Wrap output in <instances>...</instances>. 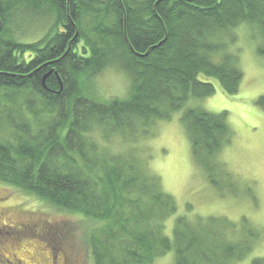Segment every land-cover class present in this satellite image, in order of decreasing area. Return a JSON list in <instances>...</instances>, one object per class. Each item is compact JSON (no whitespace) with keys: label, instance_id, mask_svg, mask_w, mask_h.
Wrapping results in <instances>:
<instances>
[{"label":"trees","instance_id":"1","mask_svg":"<svg viewBox=\"0 0 264 264\" xmlns=\"http://www.w3.org/2000/svg\"><path fill=\"white\" fill-rule=\"evenodd\" d=\"M243 24L259 31L264 55V0H0V182L103 221L90 237L95 264H150L170 252L174 264L244 259L257 236L246 220L183 217L167 238L173 196L138 152L113 153L95 137L136 140L185 108L191 153L219 188L230 179L217 159L232 137L228 114L185 106L215 95L213 80L239 92L229 45ZM109 68L127 74L126 98L96 93ZM239 226L245 243L229 233Z\"/></svg>","mask_w":264,"mask_h":264},{"label":"rangeland","instance_id":"2","mask_svg":"<svg viewBox=\"0 0 264 264\" xmlns=\"http://www.w3.org/2000/svg\"><path fill=\"white\" fill-rule=\"evenodd\" d=\"M233 35L236 40L229 45V52L237 56L244 74L239 92L227 95L213 80L215 95L189 99L185 106L228 114L232 137L217 159L230 179L219 178L220 189L191 153L188 133L181 122L185 108L169 121H157L151 133L136 140L121 136L104 140L100 132L95 137L100 147L113 153L130 148L138 152L147 173L156 176L163 191L173 196L177 211L164 222L167 238H173L174 226L183 217L194 224L199 219L226 218L241 226L246 220L244 227H251L257 236L247 241V256L230 264H253L264 259V55L258 52L263 38L249 24L236 28ZM95 82L96 93L102 99H124L130 89L127 74L115 68L107 69ZM20 224L26 228H17ZM103 224L0 182V264H17V259L23 264H62L63 260L73 264V259L77 264H95L90 237ZM240 226L229 233L234 240L246 241L248 235ZM174 263L175 252L150 262Z\"/></svg>","mask_w":264,"mask_h":264},{"label":"flooded vegetation","instance_id":"3","mask_svg":"<svg viewBox=\"0 0 264 264\" xmlns=\"http://www.w3.org/2000/svg\"><path fill=\"white\" fill-rule=\"evenodd\" d=\"M22 226H24L25 227V225H23V224H20V225H18L17 226V228H21ZM26 228V227H25ZM55 261H56V259H55ZM78 261V260H77ZM7 262H9V260H8V258H7ZM73 264H77V262H76V260H74L73 259V261H71ZM16 263V262H15ZM18 263H21V264H23L19 259H17V264ZM66 262L63 260V263L62 264H65ZM78 264H80L79 263V261H78Z\"/></svg>","mask_w":264,"mask_h":264}]
</instances>
